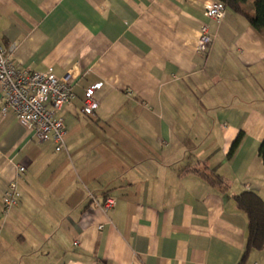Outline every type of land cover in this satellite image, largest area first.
Masks as SVG:
<instances>
[{
    "label": "crops",
    "instance_id": "crops-1",
    "mask_svg": "<svg viewBox=\"0 0 264 264\" xmlns=\"http://www.w3.org/2000/svg\"><path fill=\"white\" fill-rule=\"evenodd\" d=\"M212 1L0 0V45L14 46V63L75 78L60 152L2 113L0 88V264L242 262L249 222L235 198L264 201V33L229 9L207 19ZM203 24L215 37L208 56ZM243 264H264V250Z\"/></svg>",
    "mask_w": 264,
    "mask_h": 264
},
{
    "label": "built area",
    "instance_id": "built-area-1",
    "mask_svg": "<svg viewBox=\"0 0 264 264\" xmlns=\"http://www.w3.org/2000/svg\"><path fill=\"white\" fill-rule=\"evenodd\" d=\"M226 13V4L218 0L212 1L205 9V17L218 23L224 20ZM214 40L209 27L203 24L200 29L198 52L208 56ZM13 51L14 46L0 45V88L4 97L2 113L15 116L20 125L39 143L51 139L58 152L65 150L67 130L64 120L58 117V114L75 98V78L71 73L65 77H57L51 71L41 73L18 67L13 61ZM102 87L103 83H97L85 91L83 115L96 116L99 103L95 95ZM25 171V167L18 168V176ZM18 197L17 184L13 182L4 197L6 212L17 204ZM115 203L113 198H107L101 208L109 211L114 208Z\"/></svg>",
    "mask_w": 264,
    "mask_h": 264
},
{
    "label": "trees",
    "instance_id": "trees-1",
    "mask_svg": "<svg viewBox=\"0 0 264 264\" xmlns=\"http://www.w3.org/2000/svg\"><path fill=\"white\" fill-rule=\"evenodd\" d=\"M226 4L228 9L238 15L244 16L250 26L258 33H264V0H255L254 15H250L246 10L249 0H218ZM240 134L233 143L229 153L231 157L242 140ZM259 155L264 162V140L259 148ZM203 178L212 187L225 190L223 181L220 177L212 175H202ZM235 202L240 211L248 218V236L244 258L240 264H243L247 256L252 251L264 250V201L259 195L253 192H244L235 198Z\"/></svg>",
    "mask_w": 264,
    "mask_h": 264
}]
</instances>
